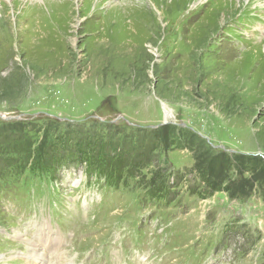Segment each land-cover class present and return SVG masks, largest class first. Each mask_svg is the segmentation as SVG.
<instances>
[{
	"label": "rangeland",
	"instance_id": "1",
	"mask_svg": "<svg viewBox=\"0 0 264 264\" xmlns=\"http://www.w3.org/2000/svg\"><path fill=\"white\" fill-rule=\"evenodd\" d=\"M0 114V264H264L193 172L264 159V0H0Z\"/></svg>",
	"mask_w": 264,
	"mask_h": 264
},
{
	"label": "trees",
	"instance_id": "2",
	"mask_svg": "<svg viewBox=\"0 0 264 264\" xmlns=\"http://www.w3.org/2000/svg\"><path fill=\"white\" fill-rule=\"evenodd\" d=\"M167 136L168 133H166L159 141L166 143ZM186 139L187 138L185 136H183V138L179 137V139H173L170 144L172 146L174 144L178 145V147L184 144L186 148L189 147L194 150V146L192 144L193 139L189 141L190 144L188 145ZM81 146L82 144L78 143L75 146V153H71L69 157H66L67 151L60 152V150L56 151L58 153L57 156L53 152L48 153L47 156L54 154L53 157H57V159L53 160L51 163L56 168L60 169L64 166L67 160V163L71 161L77 163L81 160L80 158H83L85 153L81 151ZM111 146L112 144L108 146L103 145L105 152H100H102L105 156L110 155L111 153L106 152H113L115 150V147L113 148ZM77 156H80V158L77 159ZM229 156L232 155L229 154ZM234 157H236V160L229 159L226 156L216 159L215 156L211 155V153H209L207 157L201 154V158L198 160L201 161V163H204V165L202 166L196 161L195 171L193 172H196L203 181V185H205L206 192L209 197L212 194L221 192L227 195L231 200L248 201L249 199L257 196L264 203V159L261 157L245 158L244 156V160L241 158V155H234ZM239 158L244 160L243 163L240 164ZM42 161L43 160H41V162ZM229 174H232V177ZM245 175L247 176L245 177ZM159 190L161 193H165V186L162 184L159 187ZM254 194L255 196H253Z\"/></svg>",
	"mask_w": 264,
	"mask_h": 264
},
{
	"label": "bare ground",
	"instance_id": "3",
	"mask_svg": "<svg viewBox=\"0 0 264 264\" xmlns=\"http://www.w3.org/2000/svg\"><path fill=\"white\" fill-rule=\"evenodd\" d=\"M41 2H43V0H41ZM125 5H126V4H125ZM5 10H6V9H5ZM41 256H42V255H39V257L37 258V260L40 259ZM42 258H43V257H42ZM30 259H31V260H34L33 258H30ZM44 259H45V258H44ZM31 260H30V261H31ZM30 264H32V263H30Z\"/></svg>",
	"mask_w": 264,
	"mask_h": 264
},
{
	"label": "water",
	"instance_id": "4",
	"mask_svg": "<svg viewBox=\"0 0 264 264\" xmlns=\"http://www.w3.org/2000/svg\"><path fill=\"white\" fill-rule=\"evenodd\" d=\"M0 115H1V117H4L2 114H0ZM9 119H12V118H9ZM15 119H21V118L20 117H17Z\"/></svg>",
	"mask_w": 264,
	"mask_h": 264
}]
</instances>
